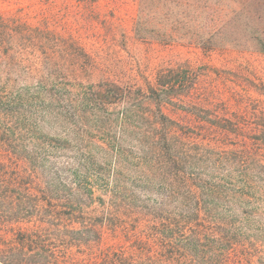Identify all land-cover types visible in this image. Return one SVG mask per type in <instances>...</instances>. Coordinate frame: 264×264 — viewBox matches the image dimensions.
Listing matches in <instances>:
<instances>
[{
    "label": "rangeland",
    "instance_id": "rangeland-1",
    "mask_svg": "<svg viewBox=\"0 0 264 264\" xmlns=\"http://www.w3.org/2000/svg\"><path fill=\"white\" fill-rule=\"evenodd\" d=\"M87 5H97L98 14H89ZM136 14L137 0H0V136L12 146H0V159L6 162L8 151L16 150L32 160L37 173L48 179L59 175L70 193L76 187L93 189L87 198L78 193L79 200L61 204L58 234L48 232L55 227L50 224L54 202L27 204L19 215H31L27 228L45 220V243L66 252L57 264H91L105 249L122 255L137 252L140 228L155 229L162 217L179 224L190 219L195 223L191 229L208 228L201 241L207 247V264L218 254L225 256L231 244L246 251L241 264H264V169H257L256 185L229 187L212 164L196 166L186 156L177 168L195 175L189 187L174 177L176 169L170 171L156 153H148L154 136L140 112L122 118L135 135L120 128L123 121L116 114L123 105L132 106L131 99L104 105L94 98L95 86L105 75L120 83L138 79L143 84L160 67L185 62L201 72L205 108L200 115L205 119L218 109L242 116L249 107L247 98L261 114L264 55L204 52L186 42L165 45L142 39L133 30ZM149 25L162 27L158 19ZM171 116L181 123L197 121L185 113ZM186 142L182 139L177 147L185 149ZM26 158H18L24 175ZM193 194L201 202L199 217L191 214L197 200ZM3 221L0 234L11 238V224ZM219 222L223 224L216 231L225 236L226 247L217 253L209 230ZM67 224L75 229L94 224L95 232L77 240L65 232Z\"/></svg>",
    "mask_w": 264,
    "mask_h": 264
},
{
    "label": "trees",
    "instance_id": "trees-1",
    "mask_svg": "<svg viewBox=\"0 0 264 264\" xmlns=\"http://www.w3.org/2000/svg\"><path fill=\"white\" fill-rule=\"evenodd\" d=\"M86 7L88 9V5ZM98 9L94 5L88 12L98 14ZM154 19L162 25L161 30L150 27ZM133 30L142 39L150 38L165 45L186 42L204 52L236 50L264 55V0H137ZM200 76L199 68L185 62L160 67L154 79L145 80L143 84L138 79L132 83H120L105 75L95 86L94 98L104 105L131 99L133 107L123 105L120 114H116L123 121L120 128L135 135V129L129 128L122 118L129 117L133 111L140 112L139 116L147 119L154 136L152 145L155 144L156 149L151 145L148 153H156L162 164L164 162L167 168L176 169L174 177H181L188 183L195 180L193 173L187 175L185 167L182 170L177 168L182 158L188 156L191 159L189 163L194 160L196 166L212 164L218 177L227 178L229 187L235 184L253 186L257 181V169H264V113L258 114L247 98L246 106L249 107L242 116L234 109V112L218 109L205 119L204 115H200L205 108L202 105L204 91ZM251 86L257 85L254 83ZM260 88V94L264 96V86ZM233 107L236 108V105ZM172 112L190 114L197 121L193 124L181 123L171 116ZM182 139L187 141L185 149L177 147ZM10 142L0 136V146L12 148ZM13 152L16 150L8 151L6 162L0 159V208H3L0 219L11 224L12 230L11 238L4 239L0 234V264H57L61 259L65 260L66 252L45 243L47 231L41 229L45 220L34 221L37 223L35 227L27 228V222L32 221L31 215L24 217L19 212L27 204L54 202L50 224L55 227L49 226L51 229L48 232L58 234L63 225L58 209L61 204L79 200L76 197L78 193L87 198L92 195L93 189L76 187V191L70 193V187L68 189L62 183L59 175L48 179L37 173L32 167V160L19 152L28 160L25 161L24 175L18 159L23 160V156ZM188 186L191 187V183ZM200 195L203 196L204 192ZM191 196L197 199L191 214L199 217V196ZM163 218L159 219L161 222L155 229L140 228L141 236L135 238V248L139 251L122 255L105 249L102 258L91 264H207L203 260L207 247L201 241L208 228L202 225L191 229L189 226L194 227L195 223L192 224L190 219L183 218V224H179L175 219ZM222 224L212 225L209 230L213 242L218 243L217 253L222 252L221 247H226L223 245L225 236L216 231L221 229ZM70 227L67 224L65 232L77 240L84 239L83 234L87 231L95 232L94 224L86 225L84 229ZM64 242L71 243L62 239ZM243 251H238L231 244L230 251L225 256L218 254L211 264H241ZM63 264L69 262L64 261Z\"/></svg>",
    "mask_w": 264,
    "mask_h": 264
}]
</instances>
